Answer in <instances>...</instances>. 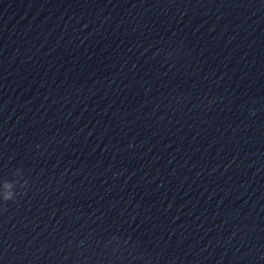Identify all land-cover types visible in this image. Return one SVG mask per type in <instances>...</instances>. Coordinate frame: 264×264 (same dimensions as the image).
<instances>
[{
  "label": "water",
  "instance_id": "obj_1",
  "mask_svg": "<svg viewBox=\"0 0 264 264\" xmlns=\"http://www.w3.org/2000/svg\"><path fill=\"white\" fill-rule=\"evenodd\" d=\"M20 192L0 264H264V0H0Z\"/></svg>",
  "mask_w": 264,
  "mask_h": 264
},
{
  "label": "clouds",
  "instance_id": "obj_2",
  "mask_svg": "<svg viewBox=\"0 0 264 264\" xmlns=\"http://www.w3.org/2000/svg\"><path fill=\"white\" fill-rule=\"evenodd\" d=\"M17 169H19V168H17ZM19 170H21V169H19ZM21 171H22V170H21ZM28 183H29L28 179L25 178L24 175H23V180H22V185H23V186L20 187L19 189L26 190ZM22 194H23V192H20V193H16V194L13 196L11 193H9V194H6L4 197L0 198V201L4 202L5 204H6V202H8V201L16 202V201H17V196H18V195H22ZM5 210H6V209H5Z\"/></svg>",
  "mask_w": 264,
  "mask_h": 264
}]
</instances>
